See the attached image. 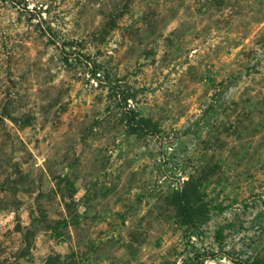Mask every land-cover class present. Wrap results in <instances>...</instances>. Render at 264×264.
Returning a JSON list of instances; mask_svg holds the SVG:
<instances>
[{
    "label": "rangeland",
    "instance_id": "374dc122",
    "mask_svg": "<svg viewBox=\"0 0 264 264\" xmlns=\"http://www.w3.org/2000/svg\"><path fill=\"white\" fill-rule=\"evenodd\" d=\"M107 76L152 131L131 133ZM192 174L210 203L193 231L171 198ZM197 253L264 263V0H0V264Z\"/></svg>",
    "mask_w": 264,
    "mask_h": 264
},
{
    "label": "trees",
    "instance_id": "16d2710c",
    "mask_svg": "<svg viewBox=\"0 0 264 264\" xmlns=\"http://www.w3.org/2000/svg\"><path fill=\"white\" fill-rule=\"evenodd\" d=\"M104 30L105 34L110 32V30H107V27L104 28ZM68 49H75V51H78L76 52L78 57L76 59H78L80 63L84 64L86 67H90L92 76H96L97 69L100 67V64H98L96 60L92 59L89 54L83 51V49H85L84 44H79L77 48L76 41L66 40L61 46L63 55L66 54ZM66 55L65 61L69 63V57L73 56L74 53L68 52ZM106 89L109 91V98L117 101V103L123 108V113L126 117V123L128 127L132 129L131 133H137L138 131H152L155 128V124L151 119L141 116L135 109L129 106V100L136 98V93H134L132 89L127 88L117 80H113L110 76H107L106 78ZM205 179V176L201 178L196 177L193 174L190 175L189 178L184 182V185L179 190H176L171 197L172 203L174 204V207L183 225L191 229V231H193L192 229L198 227V217H200V215L207 214L210 211V203L205 201V193L201 189ZM211 255L214 256V254ZM197 257H201V260ZM195 259H197V261H199L201 264L204 263L202 260V254L197 253ZM240 264L264 263L257 259H245L242 260V263Z\"/></svg>",
    "mask_w": 264,
    "mask_h": 264
}]
</instances>
